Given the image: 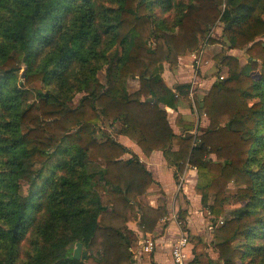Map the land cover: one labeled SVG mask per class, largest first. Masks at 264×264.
Listing matches in <instances>:
<instances>
[{"label":"trees","instance_id":"1","mask_svg":"<svg viewBox=\"0 0 264 264\" xmlns=\"http://www.w3.org/2000/svg\"><path fill=\"white\" fill-rule=\"evenodd\" d=\"M263 3L0 0V264H132L128 224L152 233L168 217L141 200L154 179L139 157L100 139L108 122L145 155L162 151L176 177L196 168V193L216 221L235 184L245 204L214 230L215 250L222 264H264ZM218 23L249 61L222 56L228 75L202 104L209 126L177 136L166 108L190 87L170 89L165 64L177 67ZM34 84L37 100L25 105ZM79 242L88 256L76 260Z\"/></svg>","mask_w":264,"mask_h":264},{"label":"crops","instance_id":"2","mask_svg":"<svg viewBox=\"0 0 264 264\" xmlns=\"http://www.w3.org/2000/svg\"><path fill=\"white\" fill-rule=\"evenodd\" d=\"M193 56L188 55L184 58V63L186 65L192 64ZM182 68L171 71L166 67L164 73V81L178 95V88L181 86L174 88L175 72L181 73L178 78L182 82L184 81L182 71L187 70L189 72L190 70L189 65L186 69ZM199 83H204L206 86L207 83L211 82L199 81ZM205 86L202 88L207 91L206 95L211 88L207 90ZM189 87L187 98L179 95L181 100L176 109L166 108L169 121L177 136L197 135L209 126V119L202 108L205 95L197 92V87L190 85ZM172 117L174 122L171 120ZM191 126L193 130L188 131L187 129ZM118 142L136 154L153 175L154 183L145 196L148 204L153 208L165 206L168 210V217L160 221L152 233L143 231L140 220L128 224L132 237V264H174L172 246L178 240L181 232H187L190 237L188 255L191 264H222L219 254L211 244H216L214 232L208 234L204 231L203 225L208 222L205 218L203 220V216H201V196L196 193L195 189L198 179L197 169L187 164L183 174H178L177 179V168L168 162L162 151H155L152 155L147 156L135 142L126 136L120 135ZM131 157V154H127L124 159L127 160ZM182 215L185 219L184 223L180 221ZM149 239L156 243V247L153 252L145 253L143 247Z\"/></svg>","mask_w":264,"mask_h":264},{"label":"rangeland","instance_id":"3","mask_svg":"<svg viewBox=\"0 0 264 264\" xmlns=\"http://www.w3.org/2000/svg\"><path fill=\"white\" fill-rule=\"evenodd\" d=\"M257 16H261V18L264 21V3L259 7L257 13ZM224 28H225V24L224 23H218V25L211 29V31L209 32V34L206 37H202L200 38V45L199 48L196 49L195 52L193 53H188L187 55H185L184 57L180 58L179 61V65L177 67H172L169 64H165V68L167 67L168 69H170L171 71H176L177 69H181L182 67H184L185 69L187 68V65H189V72H187V70H183L182 71V78L184 81H180L179 80V76L181 75V73H179V71L175 72V81H174V88L176 89L178 86H195L197 87L196 91L200 92L201 95H205V93L207 91H205L202 87L205 86L204 83H199V81H206V82H211V83H207V85L205 86V89L207 88V90H209L212 85L219 79V78H224L227 77L228 73H227V68L223 67L220 64L221 58L222 56L226 53L227 55L230 56H235L236 58L239 59L241 65H246L249 61V56L246 53V50H239V49H229L230 44L228 42H226V38L224 36ZM210 40H215L216 43H212L210 42ZM258 40H264V37L258 38ZM200 50H203V53L201 55H199L198 51L200 52ZM198 54H197V53ZM196 53L199 57L198 59H195L196 57L193 56V54ZM188 55L193 56L192 59V64H185L184 63V58H186ZM183 69V68H182ZM258 70H261V68L259 67ZM165 73V70H164ZM164 73H163V79H164ZM257 74H259V72H255L253 73V76H257ZM99 79L101 81V83L105 84L106 82V72H102V74L99 75ZM19 80H23L22 77L19 78ZM166 83V82H165ZM180 83H182L181 85H179ZM129 90L131 92H134L136 90L139 89L140 84H139V80L138 79H130L129 83ZM41 88L40 84H34L30 87H27L25 89H23L24 91L22 92V99L23 102H25V105L27 103H32L35 102L37 100V90ZM85 95V93H80L78 95H76V97L73 99L71 105L73 107H76L81 98ZM196 96V95H195ZM172 122H174V118L172 117ZM102 131L101 134L99 135L100 139L106 138V137H110V138H114L115 140L118 141L119 138V126H112L109 122L104 124V126H102ZM214 158V157H213ZM183 174V173H182ZM237 186L235 184H231L230 185V190L227 193V200L224 204V207L226 209V215L224 216L225 218H230L233 214V212H235L237 209H239L240 207L244 206V202H239L237 199ZM147 195V193H146ZM144 195L141 200L143 203L148 204V202L146 201V198ZM213 199H210V204L212 203ZM149 205V204H148ZM201 216H203V220L204 218L207 220V224L203 225V227L205 228L204 231H206V233L210 234L211 232H214V230L217 228V226H220L222 224V222L225 220V218H220L219 220H215L213 219V217L210 215L208 208L206 209L205 207H203L202 204V198H201ZM183 216L181 217L180 221L182 223H184ZM208 226V227H207ZM213 228V229H210ZM213 245V248L215 249V245L213 243H211ZM76 247V246H75ZM74 247V250H75ZM85 251V248H84ZM222 262V261H221Z\"/></svg>","mask_w":264,"mask_h":264},{"label":"built area","instance_id":"4","mask_svg":"<svg viewBox=\"0 0 264 264\" xmlns=\"http://www.w3.org/2000/svg\"><path fill=\"white\" fill-rule=\"evenodd\" d=\"M197 53V52H196ZM193 55L196 57L195 59H198L201 56H198L197 54L201 55L203 53V50L198 51L196 54ZM190 245V237L187 234V232H181V235L179 236L178 240L173 244L172 246V256L174 260V264H191V259L188 255V248ZM156 247V243L149 239L146 241L143 247V251L145 253H151Z\"/></svg>","mask_w":264,"mask_h":264},{"label":"water","instance_id":"5","mask_svg":"<svg viewBox=\"0 0 264 264\" xmlns=\"http://www.w3.org/2000/svg\"><path fill=\"white\" fill-rule=\"evenodd\" d=\"M22 78H24V75L22 76ZM82 256L87 257L88 256V252H84V245H83V243L79 242V243L76 244L73 257L76 260H81Z\"/></svg>","mask_w":264,"mask_h":264}]
</instances>
